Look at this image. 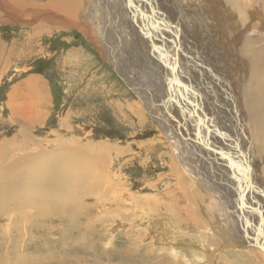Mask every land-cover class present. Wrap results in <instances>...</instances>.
Returning <instances> with one entry per match:
<instances>
[{
    "label": "rangeland",
    "instance_id": "374dc122",
    "mask_svg": "<svg viewBox=\"0 0 264 264\" xmlns=\"http://www.w3.org/2000/svg\"><path fill=\"white\" fill-rule=\"evenodd\" d=\"M169 1L178 4L177 0ZM179 1H185L190 5L196 2L194 0ZM213 1H211L210 7H214V10L219 9L220 18H224L225 24L223 26L238 25V19L227 10L223 0ZM9 2L14 3L16 7L22 6L23 8L14 7L19 10L17 12L16 10L13 11L14 18L9 9L4 10L3 5H0V50H3L0 53H4L0 54V159L5 158L4 161L6 160L5 163L7 162L6 166L8 167L12 161L21 158L23 154L26 155L25 151H28L30 158L35 155L36 160L48 158L53 161L56 154H63L67 158L75 157L76 163L81 168L82 163L78 159L81 156H78V150L75 153L72 150L74 142L75 146H80L79 148L84 156H93V159H97V162L91 161V165L87 162L84 164L88 169H85V167L79 169L77 165L70 166L68 164L72 173L76 169L75 173L78 175V180L73 181L71 179L65 187L61 186L60 194L62 195H55L54 202L50 201L53 204L42 205V215L46 212L50 213L54 209L53 214L55 216L43 218L40 221L37 220V222L47 225L53 223L54 230L52 232L42 231L39 235L37 232H31L37 233L38 236L29 241L32 249L26 253V257L39 256L40 260L45 259V256L52 253L50 247H53L54 257L59 258L63 255L70 257L69 264H91V257H93L92 262L95 264H124L113 257L115 251L121 247L124 249L129 248V240L138 244L159 247L161 246L159 242L164 239V233L170 234V226H173L175 229L172 231L178 233L171 237L182 245L188 235L191 236L190 244L194 247H196L198 239L202 242L207 241L204 243L205 247L202 248L213 251L210 264H264L263 249L256 248L251 240V238H254L244 236L241 228H238L237 218L240 212L234 216V214L232 215L233 212L227 213L225 211L228 204L224 205L223 197L219 194L226 193V190L219 182L217 186L210 185L217 183L218 178H215L213 173L210 177H205L204 174L197 175L192 166L190 167L187 164L192 163L195 159L202 158V161L196 163V166L201 171H204L205 167L208 171H210L209 169L213 170L216 167L213 162L205 163L203 161L204 157L209 156V158H212L213 155L207 151L205 152V150L202 151L199 147L188 145L189 147L186 150L191 148L192 154L188 155V158L183 161L178 157L176 159L170 149L169 139L161 128L171 127L170 123H162L156 115L147 112V105H144L145 109L142 108L134 86L129 82V80H134L139 87L141 85V91L145 93H142V96H148L151 101L157 103L155 105L161 107L163 104L160 103L164 97L163 89L165 88L163 83L168 82L169 73L172 72L167 70L165 64L174 62L173 57L165 52L164 54L168 59H163L164 63L159 56L161 53L157 50L153 60L150 59L153 62L151 66L148 62L146 63L144 55L141 54L138 66L133 67L134 60L131 61L133 74L130 73V70H132L130 66L122 68L125 72L130 71L124 74L117 69V62L111 59V53L114 52V56L116 59L119 58V62H122L121 58L125 60L126 52L124 51L126 47L121 45L124 29L119 25L122 20L125 21L124 16L122 18L120 15V22L114 24L115 29L121 33V42L119 43L113 36V29L111 30L113 24L112 27L106 28L109 30L102 35L99 32L103 30L105 23L98 24V26L94 24L102 18L112 21L110 19L112 7L118 10L122 5L121 7L124 6L126 9L125 4H128L131 9L135 10L136 0H93L87 9L88 5L85 3V7L75 14L79 26L62 25L64 28H60L59 31L51 30L50 23L54 24L51 18L44 17L49 22L46 27H44L45 24L38 23L36 28H33L32 22H27L32 13V8L45 3L46 8H54L53 4L58 6L57 0H9ZM79 4L83 5V1L81 0ZM178 5L180 6V4ZM105 7H108V10ZM138 8L141 9L140 4ZM99 10L100 13H98ZM115 10H113L114 15ZM90 16L93 23L89 21ZM62 18H65L63 14ZM153 19L156 20V18ZM168 19L173 20L172 17H168ZM212 22L216 24L215 20ZM157 25L161 29H159L160 32L164 34L165 39L170 37V35L163 32L165 30H162V27L167 26L165 22ZM240 25L244 27L250 25V23L245 22L240 23ZM212 33L219 40L225 39L223 33H216L214 30L209 34ZM70 35H76V43L73 45L68 41ZM161 36L162 34H159V39H162ZM206 37L204 36V38ZM86 39H89L92 45ZM201 39H193V37L190 40L185 39L183 46L192 44V40H194L200 52L203 53L201 55L197 51V56L202 57L197 59L198 61L209 64L208 67H212L213 72L217 73L224 81L229 82V76L225 72L230 73L231 69L237 74L235 78H238L242 65L239 62H227L226 66L223 67L217 63L216 58L214 59L208 54L204 57V48L206 49L205 45H208V42H200ZM155 43L157 44L155 46H158L156 41ZM179 50L183 51L182 49ZM189 51L186 50L187 53ZM176 52L178 56V50ZM230 54H226L228 60H230ZM130 55L132 57L131 52ZM142 60L144 63H142ZM231 60L235 61L234 59ZM209 61H212V63ZM213 61L216 63L213 64ZM191 62L193 60L189 61L190 67H192ZM119 65L121 66V64ZM198 66L201 70L202 65ZM218 68L223 69V72L221 73ZM134 71L136 74H134ZM125 78L129 80L127 81ZM30 81L39 85H35L33 90H31L32 86L27 89L26 85ZM197 89L199 90L195 93L203 98L207 96L206 92H200L199 85H197ZM244 90L247 91L245 88ZM147 92L149 93L147 94ZM30 93L35 97V100L30 99L32 104L27 106L25 100L30 97ZM167 94L168 88L166 87L165 95ZM185 95L191 99V94L188 91ZM234 98L236 100V93H234ZM182 100L187 99L182 98ZM248 103H250L249 98ZM203 104V108L207 109L206 103ZM32 105L36 109L38 108L35 112L37 114L34 115L37 121H33L32 126L25 128L24 120L19 117L34 114V111H23L20 115L19 109H30ZM249 106L248 104L247 110H245L251 113L253 109H248ZM195 108L201 111L199 107L195 106ZM254 113L257 115L256 111ZM171 115L172 113L169 112L164 117L171 118L172 121L175 120L174 125L183 124L182 117L178 116L179 114L177 118L173 116V119ZM18 119L19 121H17ZM102 145L110 148L104 150L101 148ZM13 147L16 150H11ZM24 149L26 150L24 151ZM253 152L255 153L256 149ZM236 157L237 155L234 154L229 155L230 159H236ZM257 162L259 165L260 162ZM89 176L90 183L87 181ZM257 178H264V169L259 171ZM224 179H226L225 176L222 180ZM54 181H56V177H54ZM85 181L86 183H84ZM74 182L79 184L77 185ZM232 185L233 188L236 185L239 188L240 184L235 180ZM88 186L95 189V191L97 190L96 194L90 197L88 195L80 196V193H83L84 189H88ZM168 186L173 187L172 202L166 198V196H170ZM230 187L227 188L232 191V187ZM78 189H81V191ZM65 191L75 193V196L72 194L67 197L64 195ZM180 192L188 194L193 200H182L178 207H174L173 204L180 199L177 195ZM232 193L233 191L228 192L231 203L237 196V192L234 193V196ZM214 194L216 200L212 197ZM74 197L77 200L79 199L78 202H81L77 206L74 204L80 209L79 213L76 212L75 214L77 218L68 212L71 203L75 202ZM214 200L220 207L216 206ZM102 201H106V203L103 204ZM97 202H101V204L94 207ZM199 204H206L205 209H202L203 211H200ZM216 207L220 209L215 211ZM32 214L31 211L28 216L22 215L21 217L22 227L26 230L32 223V218H30ZM224 214L227 216L225 217ZM242 218L245 217L242 216ZM3 222V220L0 221V255L4 253L2 233L9 229L14 230L10 226H2ZM250 229H254V227L251 226ZM185 230L194 231L190 232V235L187 232L185 233ZM243 230L250 234L249 228L246 227ZM259 230H262L263 234L257 244L264 248V245L260 243L261 240H264V230L261 225L255 231ZM29 236L30 232H27L25 240ZM105 237L110 244L106 246L108 255L106 254L107 256L104 257L100 253L105 250ZM64 238L68 241L66 248L62 244L66 241ZM36 246L39 247V251L35 248ZM156 253H158V250H156ZM109 256L112 257V260L108 259ZM194 258L195 256L185 264H196L193 261ZM62 263L68 264L66 259L61 261Z\"/></svg>",
    "mask_w": 264,
    "mask_h": 264
},
{
    "label": "bare ground",
    "instance_id": "6f19581e",
    "mask_svg": "<svg viewBox=\"0 0 264 264\" xmlns=\"http://www.w3.org/2000/svg\"><path fill=\"white\" fill-rule=\"evenodd\" d=\"M80 1L81 0H57L58 6L57 4H53L54 8L50 9L45 7L46 3L43 5L40 4L37 7L32 8V13L27 22H32L33 28H36L38 23L46 25L49 23L46 20L51 18L54 21V24L51 25L52 30L59 31L60 28H64L62 25L78 27L79 22L75 14L85 7V3L88 5L86 7L87 9L93 2V0H82L83 5H80ZM211 1L213 0H194L195 4L191 3L190 5L185 1L180 2L177 0L178 4H180L179 6L173 1L170 3L171 1L169 0H136L135 10L131 9L128 4H125V7H127L126 9L124 6L122 8V5L118 10H115L112 7V15H110L112 21H107L102 18L95 25L98 26V24L105 23L103 30L99 32V34L102 35L109 30L106 28L110 26L112 27L113 24L111 30L113 29V36L119 43L121 42V33L115 29L116 27H114V24L120 22V15L122 18L124 16L125 21L122 20L119 25L124 29L121 45H125L126 47L124 51L126 52L124 56L125 60L121 58L122 62H119V58L116 59L114 56L115 53H111V59L117 62V69L124 74L130 71V73L133 74L131 61L134 60L133 67H136V65L138 66L141 54L144 55L146 63L148 62L151 66L153 63L151 60H153L157 50L161 53L159 56L162 60L168 59L164 54L165 52H168L169 56L173 57L174 62H171L170 64L167 62L165 64L167 70L172 72L169 73L168 82L163 83L165 88L163 89L164 97L161 99L160 103L161 105L163 104L162 106L160 105L161 107L155 105L157 103L151 101L148 96H142L143 92L140 88L142 87L141 85L139 87L134 80L125 79L133 84L132 86H134L136 95L140 99L142 104L140 106H142V108H144V105H147V112L156 115L162 123H170L169 125L171 127L166 126V129L160 127L165 136L168 137L170 149L176 159L178 157L183 161L188 158V155L190 156L192 154V150H190L191 148L186 150L189 146L199 147L202 151L205 150V152L207 151L209 154L213 155L212 158H209V156L203 158L205 163H208L209 161L213 162L216 166L213 170L209 169L210 171H208L205 167L202 172L199 167L196 166V163L199 161L201 162L202 158H199V160L195 159L192 163L187 164L190 165V167L192 166V169L197 172V175L204 174L205 177H210L211 173H213L215 178H218L217 183L210 185L217 186L219 182L223 189L226 190V193L219 194L223 197L222 201L224 202V205L226 206L228 204L225 211H227V213L233 212L232 215L234 214V216L240 212V215L237 218L239 223L238 228H241L243 235L246 233L243 229L246 227L249 228L250 234L246 233L245 236L248 238L253 237L257 243L263 233L262 230H255H258L259 225H261L264 230V178H257L259 171L264 169V0H223L227 10L238 19V25L230 27L223 26L225 24L224 18H220V11L218 8L214 10V7H210ZM0 2V5L2 4L4 7V10L9 9L10 14L12 15L13 11L16 10L15 8H23L22 6L16 7V5L10 3L9 0H0ZM139 4L141 5L140 10L138 8ZM25 6H27V4H25ZM108 7L105 8L108 10ZM113 10L116 12L115 15ZM17 11L19 10H16V12ZM67 11L69 12L63 19L62 12ZM188 11L189 13H187ZM98 13H100V10ZM44 17H47V19ZM168 17H172L173 20L170 21ZM153 18H156V20L154 21ZM51 19L49 20L51 21ZM89 20L93 19L89 18ZM214 20L216 21V24L212 22ZM60 22L63 23L61 24ZM162 22L167 24L166 27H162V30H165L163 32L170 35V37H167L166 39L163 37L164 34L160 32L161 29L157 25ZM245 22L250 23V25L242 27L240 23L242 24ZM214 30L216 33H223L225 39L219 40L213 33L209 34ZM159 34H162L161 38L164 40L159 39ZM207 34L209 35L207 36ZM204 36L207 37L204 38ZM191 37H193V39L202 38L200 42H208V45H205L206 49L204 48V57L208 54L210 57H213L214 59L216 58L218 61L217 63L221 66L225 67L227 62H239V64L242 65V70H240L241 73L238 74V78H235L237 77V74L231 69L230 73L225 72L229 76V82L227 80L224 81L219 75H217V73L215 74L213 72L212 67H208L210 66L209 64H204V62L198 61L197 59H201L202 57H198L197 53L199 52L201 55H203V53L200 52L194 40H192V44H186V46H183L185 39L190 40ZM68 41L72 45L75 44L76 35H70ZM155 41L158 43V46H155L157 45ZM179 49H182L183 51H180ZM142 50H144V52H142ZM177 50L179 53L178 56L176 52ZM186 50H190L189 53H187ZM130 52L132 53V57ZM0 54L4 53L2 52ZM226 54H230V60L226 58ZM231 59H234L235 61ZM190 60H193V62H191L193 68L189 66ZM215 61H213V64L216 63ZM209 62L212 63V61ZM142 63H144L143 60ZM119 64H121L122 67ZM200 64L202 65L201 70L198 66ZM126 66H130L132 70L125 72L122 68H125ZM197 66L199 70L196 68ZM219 71L222 73L223 69H219ZM134 74H136L135 71ZM35 85L38 86L39 84L37 85L35 82L33 83V81H30L26 85V88L28 89L32 86L31 90H33ZM197 85L201 88L200 92H206L207 96L203 98L201 95L195 93V91L199 90L197 89ZM166 87L168 88L167 95H165ZM242 87L244 92L242 91ZM244 88L247 91H245ZM143 91L145 92V90ZM187 91L191 94V99L185 95ZM148 93L149 92H147V94ZM234 93H236V100L234 98ZM182 98H186L187 100H182ZM248 98L250 103H248ZM30 99L35 100V97L31 94L30 97L26 98L25 101L27 106L32 104ZM204 102L206 103L207 109L203 108ZM248 104L250 105L248 109H253L251 113L246 111ZM33 105L30 109H19L20 115L23 111H34V114L26 117H19L24 120L23 123H25V128H28L30 125L32 126L33 121H37L34 115L37 114L35 112L38 108L36 109ZM195 106L199 107L201 111L197 110ZM254 111L257 112V115ZM169 112L172 113V119L173 116L177 118V115L179 114L178 116L182 117L181 121H183V124L174 125L173 123H175V120L172 121L171 118H165L164 116L169 114ZM17 121H19V119ZM186 140L187 142L185 143ZM74 144L75 142L73 143L72 150L74 153L78 150V156H81V158H77L82 163L81 168L76 163L75 157L67 158L63 154H56L53 161L48 158L36 160L35 155L30 158L28 151H25L26 149H24L26 155L23 154L21 158L12 161L14 163L11 162L8 167L6 166L7 162L5 163L6 160L4 161L5 158L0 159V221H4L2 226L7 225L14 228V230L9 229L5 233L1 232L4 253L3 255H0V264H61V261L64 259H66L67 263L71 260L70 257L65 255L55 258L53 247H50L52 253L45 256V259L43 258L44 260H40L39 256L26 257V253L32 249V246L29 245L30 240H34L42 231L52 232L54 230L53 223L47 225L37 222V220L40 221V219L42 220L43 218L55 216L53 214L54 209L52 212H46L42 215V205L53 204L50 201L54 202V196L62 195L60 194V190H62L61 186L65 187L71 179H73V181L78 180V175L75 173L76 169L72 173L68 164L70 166L77 165L79 169H83L86 162L90 165L92 162H97V159H93V156H84L82 150L79 148L80 146H75ZM209 147L219 150L224 154L218 152L214 155L211 153V149H209V151L206 149ZM101 148L108 150L110 147L103 146ZM255 149L256 152L254 153L253 150ZM11 150H16V148L13 147ZM113 151L115 150L113 149ZM97 154L99 153L97 152ZM181 154L182 156H180ZM231 154L237 155L236 159H230L229 155ZM257 161L260 162L259 165ZM85 169H88V167H85ZM220 174L225 176L226 179L222 180L223 176ZM228 175L231 180L228 178ZM54 177H56V181H54ZM237 179L240 185L237 196L231 203L228 192L233 191L232 194L234 196L236 187L233 188L232 184ZM87 181L90 183V176ZM92 182L94 181L92 180ZM74 183L77 185L79 184L78 182ZM84 183H86V181ZM96 183L98 182L96 181ZM228 186L232 187H230L232 191L228 190ZM89 187L90 186H88V189H84V192L79 195L82 197H84V195H88L89 197L94 196L97 190L95 191V189ZM168 188L170 189V196H166V198L172 202L171 196L173 193V187L168 186ZM81 189L78 190L81 191ZM72 194L74 195L75 193L65 191L64 195L68 197ZM177 195L180 199L173 204L174 207H178L182 200H193L191 196L184 192L177 193ZM212 197L216 198V195L214 194ZM74 200L75 202L71 203L68 212L76 217V212L80 210L79 207L76 206L81 202H78L79 199L77 200L76 197H74ZM102 202L103 204L106 203V201ZM74 204L76 206H74ZM100 204L101 202H97L94 207H98ZM216 206L220 207L217 203ZM198 207L200 211H203L202 209H205L206 204H199ZM219 209L216 207L215 211ZM31 211L33 212V214L30 215L32 223L28 230H26L22 227L21 217L22 215L28 216ZM226 216L227 215H225V217ZM242 216L245 218L243 219ZM251 226H253L254 229H250ZM170 229V234L165 232L163 241L159 242V244L161 243V246L156 247L144 245L142 243L138 244L129 240V248L124 249L121 247L119 250L115 251V256L113 255V258L119 259L124 264H185L195 256L193 261H195L196 264H210L213 251L207 248H202L205 247L204 243L207 242L206 240L202 242L198 239L196 247H194L190 244L191 236L188 235V238L184 240L182 245L179 241H174L171 237L178 232L172 231L175 229L173 226H170ZM193 231L194 230H185V233L187 232L190 234V232ZM27 232H30V236L25 240ZM31 232H37L38 235L37 233L34 234ZM67 242L66 239V241L62 243L65 245V248L66 245H68ZM260 243L264 245V240H261ZM104 244L105 250H102L100 254L105 257L106 254L108 255L106 246L110 244L109 241L106 240V237L104 238ZM35 248L39 251L38 246ZM156 250H158V253H156ZM110 256L108 259L112 260V257ZM91 258L93 261V257ZM92 261L91 264H95Z\"/></svg>",
    "mask_w": 264,
    "mask_h": 264
},
{
    "label": "water",
    "instance_id": "95a60500",
    "mask_svg": "<svg viewBox=\"0 0 264 264\" xmlns=\"http://www.w3.org/2000/svg\"><path fill=\"white\" fill-rule=\"evenodd\" d=\"M206 149H208V151H209V149H211V153L212 154H214V155H216V153H220V154H224V153H222L221 151H219V150H216V149H212L211 147H209V148H206ZM237 181H238V179H237ZM237 188H238V185H236V192L238 193V190H237ZM241 189V188H240ZM244 232H246V231H244ZM244 236H245V234H244ZM252 241H253V243H254V246L257 248H261V249H263V251H264V248H262V247H260L257 243H256V240H254V239H251Z\"/></svg>",
    "mask_w": 264,
    "mask_h": 264
},
{
    "label": "crops",
    "instance_id": "0c3cea01",
    "mask_svg": "<svg viewBox=\"0 0 264 264\" xmlns=\"http://www.w3.org/2000/svg\"><path fill=\"white\" fill-rule=\"evenodd\" d=\"M89 7H90V6H89ZM89 7H88V8H89ZM68 12H69V11H67V12H62V14L64 15V17L66 16V14H67ZM90 18H92V17L90 16ZM89 21H90L91 23H93V20H89ZM96 23H97V22H95L94 24H96ZM51 25H52V24H50V27H52ZM44 27H46V25H44ZM51 30H52V28H51ZM52 31H53V30H52ZM54 31H57V30H54ZM36 35H37V33H36ZM36 35H35V36H36ZM41 81H42V80H41ZM43 84H44V83H43Z\"/></svg>",
    "mask_w": 264,
    "mask_h": 264
},
{
    "label": "flooded vegetation",
    "instance_id": "af4514ba",
    "mask_svg": "<svg viewBox=\"0 0 264 264\" xmlns=\"http://www.w3.org/2000/svg\"><path fill=\"white\" fill-rule=\"evenodd\" d=\"M86 40L88 41V43H89V44H91V45H92V42H91L89 39H86Z\"/></svg>",
    "mask_w": 264,
    "mask_h": 264
}]
</instances>
